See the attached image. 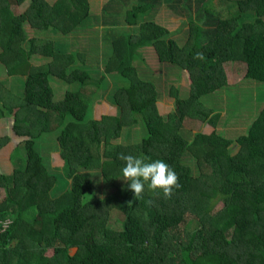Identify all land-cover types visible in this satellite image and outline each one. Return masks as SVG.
<instances>
[{
  "label": "trees",
  "instance_id": "obj_1",
  "mask_svg": "<svg viewBox=\"0 0 264 264\" xmlns=\"http://www.w3.org/2000/svg\"><path fill=\"white\" fill-rule=\"evenodd\" d=\"M131 1L109 0L102 24L119 14L136 31L112 26L102 51L91 45L86 56L62 40L88 29L90 0H0V66L25 78L19 93L0 81V120L13 117V133L24 138L14 155L25 153L23 166L0 174V264H264V107L231 138L218 129L223 110L202 102L228 86L227 61L245 62V77L264 83V0H233L228 16L209 0ZM162 4L184 17L179 30L156 21ZM245 14L253 19L241 22ZM143 46L190 75L188 94L170 86L175 108L165 115L158 108L164 86L134 63ZM114 73L126 83L108 94ZM52 77L78 91L55 99ZM100 92L116 114L90 115ZM193 111L214 130L191 133L185 119ZM54 132L63 159L58 176L38 148ZM10 141L1 136L0 151ZM119 154L164 160L177 186L165 196L145 184L135 197ZM116 210L121 229L108 223Z\"/></svg>",
  "mask_w": 264,
  "mask_h": 264
},
{
  "label": "rangeland",
  "instance_id": "obj_2",
  "mask_svg": "<svg viewBox=\"0 0 264 264\" xmlns=\"http://www.w3.org/2000/svg\"><path fill=\"white\" fill-rule=\"evenodd\" d=\"M51 1H54V0H51ZM105 1L106 0H91L92 16L88 22V25H91L89 27L90 29L100 27L99 31L102 32L101 28H103L104 36L106 34V31H108L107 33H111L113 30V28H110L109 25L102 24L101 18L99 15L100 9L103 6V3ZM164 5L165 4H162L163 9L165 8L163 7ZM231 5L234 6L233 0H209L208 2V6L211 8L217 9L221 13L222 16H228L231 13H233V9L231 8ZM26 6H27V3H25V5H22V6L16 5L14 9L17 13H21L24 11ZM173 13L174 15L170 14L171 16L169 17V19H171L170 21L168 20V17H165L166 21L164 23L167 26H169L172 29V31L176 30L181 25L180 22L184 19L182 15L176 14L175 12ZM252 19H253V14H245L241 22L246 21V20L249 21ZM181 27L182 25L178 28V30ZM27 28H28V31L32 35H34V31L32 27L28 25ZM88 35L89 34L85 35V33L84 35L78 34L79 44H75L72 47L74 48V50L79 51V53L82 52L81 55L83 54H85L86 56L89 54L91 55V53L89 52L85 53V50L87 49L85 47V44H88L89 42H85L84 40L85 38L83 36L87 38ZM103 35L98 34L97 40H99L100 38L102 39ZM183 35L184 34L182 32H177L176 37H182ZM57 37L59 38L60 36H57ZM141 58L142 59H137L134 61V63L138 65V69H140L143 72V70H146L150 67L153 70L155 75L158 74L160 76V77L156 76L155 78L158 77V79L160 80L161 77L165 73V68L163 65L161 66V63H159L158 55L156 53V50L154 49V46L146 47L144 49V55ZM89 61H87V63H90ZM91 64L92 65L96 64V62L93 61ZM245 66H246L245 62L243 61H236V62L231 61V62H228L226 65V70H227L226 72L228 74L227 76H229L231 87L228 88L225 92V97L227 99L225 98H220V99H221V102H223L225 109L227 110V119L229 120L230 125H227V126L222 125L220 128L223 131L226 130L225 128L231 129V130L228 129L225 131L228 137H231V138H235L238 135L245 133L249 124L254 118V114H256L259 110H261L264 107V83L257 84L247 79L245 77V74H246ZM178 70H179L178 68L177 70L176 69L173 70L170 74L169 81H166V83L161 82V85L164 86L165 91H168L172 84L174 86H178V88L180 89V94L183 95L185 94V91L188 88L187 86H190L191 79H190V75L186 71H181V72L179 71L178 73ZM167 78H168V75H167ZM12 79L13 81L8 76L4 67L0 66V81L6 82L9 85V87L13 89L15 93H19L20 91H23V89L21 88H24L25 78L20 76V77H13ZM252 82L254 84H252ZM114 85L111 86L110 90L108 91V94H110V91L113 90V88L115 87ZM65 86L71 89L73 88L72 85H66V83H64L63 80L52 77V87L54 89L55 99L62 98L63 92L60 91V88L61 87L64 88ZM73 93L76 94V90H73ZM209 98L211 97L206 96L205 98L202 99V102L204 104H207L208 101H210ZM173 100L174 99L170 96L169 97L167 96L165 99L161 100L162 101L160 104L161 109L163 111L168 110L171 107V103ZM102 101L103 99L100 101V103H102ZM100 103L99 104L96 103L94 107H92L91 109L95 111V114L98 117H100L99 114L102 111L103 112L108 111L107 108L101 110L100 108L102 107L103 103L102 104ZM96 109H98L97 112H96ZM200 110H202V108L199 109V111ZM110 111L112 112V110ZM196 113L197 112L193 111L191 114H189L186 120L187 128L189 129V131H191V133L202 130L203 126H205L207 123V117H205L206 114L202 115L201 112H199V114L197 115ZM90 115L93 116V111H90ZM12 122H13L12 116H9V117H6L0 120V136L6 135V134L14 135L12 132ZM134 134L136 137L135 139H139V140L141 139L140 129L135 131ZM55 137H56L55 132L52 134H47L43 136L42 138L38 140V148L41 154L43 155L45 161H47V165H49L51 169L55 171V174L58 176L59 170L62 167L63 159L59 158L60 156H58L59 155L58 151L53 148ZM10 143L11 144L8 147H6L2 153H0V172L10 173L15 167L23 166L24 161L20 157L24 156L25 153L23 152V150H21L19 151V153L14 155V148L15 146H18L19 143H17V141L15 142L12 141ZM93 179L97 181V176L95 174L93 175ZM3 196H4V190L0 189V198ZM222 207H223V204L220 203L216 209L219 210ZM122 217L123 216L121 212L117 210L112 211L110 214V219H108L109 225L115 229H121L122 227L121 218ZM190 222H193L192 227H195L194 220H191ZM189 228L192 229L188 225V229ZM74 252H75V249H72L71 253H74ZM48 255H52V251H49Z\"/></svg>",
  "mask_w": 264,
  "mask_h": 264
},
{
  "label": "crops",
  "instance_id": "obj_3",
  "mask_svg": "<svg viewBox=\"0 0 264 264\" xmlns=\"http://www.w3.org/2000/svg\"><path fill=\"white\" fill-rule=\"evenodd\" d=\"M50 2H54V1H56V0H54V1H51V0H49ZM109 0H106L104 3H103V6L108 2ZM131 1V0H130ZM133 2V0L131 1V3ZM90 4H91V0H90ZM103 6L101 7V9H100V13H99V15H100V18H101V22H103V16H105L104 15V12H103ZM163 7H165L164 9L167 11H165L163 8H162V6H161V8L159 9V10H157V12H156V16H155V19H156V21L157 22H160V23H162L163 25H166V24H164L165 23V17H168V20L170 21L171 19H169V17H171L170 16V14L171 15H174V11L172 12V10H170L166 5H164ZM92 8V7H91ZM125 10V8H123V11ZM113 14V17H112V19H113V22H109V24H112L113 23V25H109V27L110 28H116V29H120L121 31H129V30H132V31H136V29H134L135 27L134 26H132V25H128L127 23H125V18L123 17V15H115L114 13H112ZM115 19L116 20H118V22H116V23H114V21H115ZM162 20V21H161ZM169 21H167V22H169ZM183 21V20H182ZM181 21V22H182ZM181 22H180V24H181ZM179 24V25H180ZM91 25H89V27H90ZM113 26V27H112ZM167 26V25H166ZM181 26V25H180ZM179 26V27H180ZM89 27H87L88 29L87 30H85V31H83V30H81L82 31V33H80L79 35H84V33H85V35H87V34H89L88 36H87V38L85 37V36H83L85 39V42H89L88 44H85V47L86 48H91L90 46L91 45H93L92 46V48L93 47H95V46H97V48H99L101 51H102V49L104 48V40H103V38L101 39H99V40H97V35L98 34H104V31H103V28H101L102 29V32H100L99 31V28L100 27H97V28H94V29H90ZM108 27V28H109ZM128 27V28H127ZM130 27V28H129ZM168 28H170L169 26H167ZM178 27V28H179ZM93 28V27H92ZM177 28V29H178ZM171 29V28H170ZM176 29V30H177ZM172 30V29H171ZM176 30H174V31H176ZM91 31V32H90ZM119 31V30H118ZM108 31H106V34H108L107 33ZM112 32H113V30H112ZM104 36V35H103ZM52 37L54 38V39H58V37L57 36H55L54 34H52ZM79 37H78V34H70L69 36H67L66 38H64V41L63 42H66L67 44H70L71 45V47H69L70 49H73L74 50V48H72L73 47V45H75V44H79ZM146 47H150V46H143V48L142 47H140L139 49H138V53L140 54V57H142L143 55H144V49L146 48ZM155 49V48H154ZM110 51H111V49H110ZM90 55V54H89ZM158 61H159V58H158ZM43 62H45V60H43L42 59V63ZM228 62H231V61H227V62H225V69H226V65H227V63ZM236 62V61H235ZM159 63H161L160 61H159ZM136 64V63H135ZM137 65V64H136ZM164 66V68H165V73H164V75L161 77V79L159 80L158 79V77H160L158 74H156L155 76H158L156 79H155V82L157 83V85H161V82H165L166 83V81H169V77H170V74H171V72L173 71V70H175V68H174V66H171L170 64H163V63H161V66ZM168 65H169V67H168ZM246 65V64H245ZM246 67V66H245ZM150 68V67H149ZM174 68V69H173ZM151 69V68H150ZM140 70V69H139ZM152 70V69H151ZM143 71H145V70H143ZM153 71V70H152ZM185 71V70H184ZM227 71V70H226ZM180 72H181V70H180ZM187 72V71H186ZM178 73H179V70H178ZM188 73V72H187ZM227 73V72H226ZM175 74V73H174ZM189 74V73H188ZM167 75H168V78H167ZM228 75V74H227ZM164 77V78H163ZM227 78H228V86L225 88V89H223V90H217V91H215V92H213V93H210V94H208L207 95V97H211V98H209L210 99V101H208V103L205 105V106H207V110L208 111H220V109H222L223 111H222V113H223V117L221 118V124H219V126H218V129L220 130L221 128V126L223 125V126H227V125H230L229 123V121H227V120H225V112L226 111H224V105H223V103H221L220 104V97L222 96L223 98H226L225 97V93H224V91H226L227 89H228V87L230 88L231 87V82H230V80H229V76H227ZM11 80L13 81V79L11 78ZM125 81V78H123L122 76H118V74L117 73H114V74H108L107 75V82H108V85H109V87L111 88V86H113L114 84H120V85H123V84H125L126 83V81ZM175 87H177L178 88V86H175ZM188 88H187V90L185 91V94H183V95H186V94H188V90H189V87L190 86H187ZM21 89H23V91H24V88H21ZM179 89V88H178ZM75 90V89H74ZM60 91H62L63 92V95L66 93V92H71V91H73V88L71 89V88H69V87H67V86H65L64 88L63 87H61L60 88ZM76 91H78V90H76ZM169 91V90H168ZM168 91H163V93H161V97L159 98V100H158V108H159V111L162 113V114H167V113H169L170 111H172L174 108H175V100H173L172 101V103H171V107L168 109V110H166V111H163L162 109H161V106H160V104H161V100H163V99H165L167 96L169 97H172L169 93H168ZM181 96H183L182 94H180ZM173 99H174V97H172ZM103 99V101H102V103H103V105H102V107L100 108L101 110L102 109H106L107 108V112L106 111H102L99 115H100V117L103 115V114H116L117 113V107L115 106V105H113L112 103H111V101L107 98V97H105V96H103V93H99L97 96H95V99L93 100V104L91 105L92 107H94V105L96 104V103H100V101ZM102 103H100V104H102ZM223 105V107H221ZM97 110L98 109H96V112H97ZM110 110H112V112L110 111ZM93 111V116L95 117V118H100V117H98L96 114H95V111L94 110H92ZM80 115V114H79ZM188 117V116H187ZM187 117H186V119H185V122L187 123ZM208 120H209V117H207V123H206V125L205 126H203V129H202V131H204V132H212L213 130H214V126H212L209 122H208ZM12 125H13V122H12ZM186 127H187V125H186ZM226 130H228L229 128H225ZM222 130V129H221ZM229 130H231V129H229ZM13 132V131H12ZM197 132V131H196ZM14 134V133H13ZM6 135H9V134H6ZM3 136H5V135H3ZM10 137H11V141L10 142H15V141H17V143H21L23 140H24V138H21V137H18V136H16L15 134L14 135H9ZM1 137V136H0ZM11 143H9L6 147H8L9 145H10ZM6 147H4L1 151H0V153H2L3 152V150L6 148ZM17 146H15V148H16ZM15 148H14V151H15ZM59 153V152H58ZM58 156H60V154L58 155ZM60 159H62L61 157H59ZM63 163V162H62ZM14 170V169H13ZM13 170H12V172H13ZM12 172H10V173H4V172H0V174L1 173H3V174H11Z\"/></svg>",
  "mask_w": 264,
  "mask_h": 264
},
{
  "label": "clouds",
  "instance_id": "obj_4",
  "mask_svg": "<svg viewBox=\"0 0 264 264\" xmlns=\"http://www.w3.org/2000/svg\"><path fill=\"white\" fill-rule=\"evenodd\" d=\"M122 162L121 174L127 187L135 197L144 191L145 184L153 190L159 189L167 196L177 186L174 170L162 159H149L142 154H119Z\"/></svg>",
  "mask_w": 264,
  "mask_h": 264
}]
</instances>
